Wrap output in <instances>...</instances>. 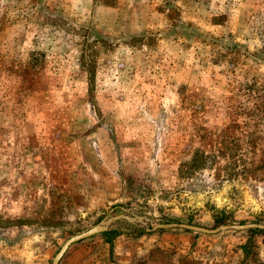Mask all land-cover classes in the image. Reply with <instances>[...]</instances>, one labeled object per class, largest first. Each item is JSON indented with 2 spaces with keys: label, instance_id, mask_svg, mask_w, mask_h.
<instances>
[{
  "label": "rangeland",
  "instance_id": "rangeland-1",
  "mask_svg": "<svg viewBox=\"0 0 264 264\" xmlns=\"http://www.w3.org/2000/svg\"><path fill=\"white\" fill-rule=\"evenodd\" d=\"M101 222L59 264H264L181 226L264 225V0H0V264Z\"/></svg>",
  "mask_w": 264,
  "mask_h": 264
},
{
  "label": "water",
  "instance_id": "water-1",
  "mask_svg": "<svg viewBox=\"0 0 264 264\" xmlns=\"http://www.w3.org/2000/svg\"><path fill=\"white\" fill-rule=\"evenodd\" d=\"M104 222H101L99 225L93 226L83 232H80L78 234H75L71 237H69L60 247V249L57 251V253L54 255L52 264H59V261L61 257L64 255L68 247L72 244L75 243L83 238L89 237L91 235H94L98 232H101L105 227L103 226ZM182 227L191 229L194 231H200L204 233H213L215 231H218L220 229L225 230L227 228H233L237 230H244V229H250V228H256V227H264V225L258 224V223H247V224H241V225H222L219 228L216 229H207L204 227H200L197 225H192V224H181Z\"/></svg>",
  "mask_w": 264,
  "mask_h": 264
},
{
  "label": "trees",
  "instance_id": "trees-1",
  "mask_svg": "<svg viewBox=\"0 0 264 264\" xmlns=\"http://www.w3.org/2000/svg\"><path fill=\"white\" fill-rule=\"evenodd\" d=\"M249 230L256 231V232H263L264 233V229H261V228H253V229H249Z\"/></svg>",
  "mask_w": 264,
  "mask_h": 264
}]
</instances>
